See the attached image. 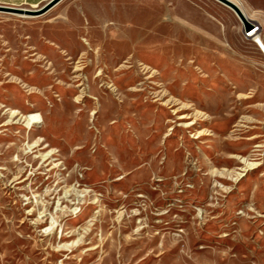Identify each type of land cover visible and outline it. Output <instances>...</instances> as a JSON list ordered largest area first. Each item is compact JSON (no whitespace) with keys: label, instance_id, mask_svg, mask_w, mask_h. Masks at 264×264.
Masks as SVG:
<instances>
[{"label":"rangeland","instance_id":"obj_1","mask_svg":"<svg viewBox=\"0 0 264 264\" xmlns=\"http://www.w3.org/2000/svg\"><path fill=\"white\" fill-rule=\"evenodd\" d=\"M0 264H264V55L227 7L0 11Z\"/></svg>","mask_w":264,"mask_h":264},{"label":"crops","instance_id":"obj_2","mask_svg":"<svg viewBox=\"0 0 264 264\" xmlns=\"http://www.w3.org/2000/svg\"><path fill=\"white\" fill-rule=\"evenodd\" d=\"M49 0H0V5L8 7H38L44 5ZM235 4L241 12L244 14L246 19L258 27L256 33L253 35L254 41L257 36L264 45V0H229ZM229 13L237 20V30L243 37V30L241 23L239 22L236 15L229 9ZM255 44V42H253Z\"/></svg>","mask_w":264,"mask_h":264},{"label":"water","instance_id":"obj_3","mask_svg":"<svg viewBox=\"0 0 264 264\" xmlns=\"http://www.w3.org/2000/svg\"><path fill=\"white\" fill-rule=\"evenodd\" d=\"M61 0H49L47 3H45L42 7L36 10H30V9H23V8H17V7H8V6H2L0 5V11L8 12V13H14V14H23V15H40L48 11L50 8H52L54 5H56ZM219 2L220 4L224 5L225 7L229 8L238 18L239 22L241 23L242 30L244 32L250 31L253 26L252 24L246 19L244 14L241 12V10L233 4L229 0H215Z\"/></svg>","mask_w":264,"mask_h":264},{"label":"bare ground","instance_id":"obj_4","mask_svg":"<svg viewBox=\"0 0 264 264\" xmlns=\"http://www.w3.org/2000/svg\"><path fill=\"white\" fill-rule=\"evenodd\" d=\"M19 15H23V14H19ZM24 16H25V15H24ZM255 33H256V32H255ZM253 42H255L256 46L261 50V52H262L263 55H264V45H263V43L261 42V40H260L257 36H255ZM36 117H37V115H32V116H30V119H33V118H36Z\"/></svg>","mask_w":264,"mask_h":264},{"label":"built area","instance_id":"obj_5","mask_svg":"<svg viewBox=\"0 0 264 264\" xmlns=\"http://www.w3.org/2000/svg\"><path fill=\"white\" fill-rule=\"evenodd\" d=\"M252 26H253V28L248 32H244V30H243V38L244 39H253V35L257 31L258 27L255 26L254 24H252Z\"/></svg>","mask_w":264,"mask_h":264}]
</instances>
